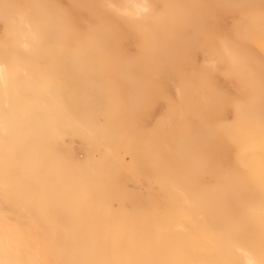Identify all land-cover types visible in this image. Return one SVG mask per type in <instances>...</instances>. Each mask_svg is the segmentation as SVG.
Segmentation results:
<instances>
[{"label":"bare ground","instance_id":"1","mask_svg":"<svg viewBox=\"0 0 264 264\" xmlns=\"http://www.w3.org/2000/svg\"><path fill=\"white\" fill-rule=\"evenodd\" d=\"M181 1L0 0V264H264V0Z\"/></svg>","mask_w":264,"mask_h":264},{"label":"rangeland","instance_id":"2","mask_svg":"<svg viewBox=\"0 0 264 264\" xmlns=\"http://www.w3.org/2000/svg\"><path fill=\"white\" fill-rule=\"evenodd\" d=\"M179 1H181V0H179ZM181 3L184 6H186L187 4H189V0H182ZM146 29L148 30V28H146ZM146 29H144V31H141V30H132L131 31V35H132L135 42H140V44H142L141 42H146V41L150 40L151 37H153V34H151V30H150V33H148V32H145ZM139 34H141V35H139ZM149 34H151V35H149ZM139 39H141V40H139Z\"/></svg>","mask_w":264,"mask_h":264}]
</instances>
